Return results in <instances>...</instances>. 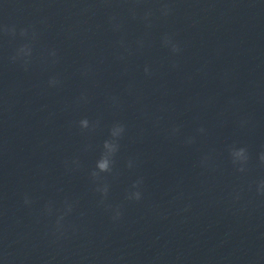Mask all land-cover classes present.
Returning a JSON list of instances; mask_svg holds the SVG:
<instances>
[{
	"label": "water",
	"instance_id": "water-1",
	"mask_svg": "<svg viewBox=\"0 0 264 264\" xmlns=\"http://www.w3.org/2000/svg\"><path fill=\"white\" fill-rule=\"evenodd\" d=\"M261 153L264 0H0V264H264Z\"/></svg>",
	"mask_w": 264,
	"mask_h": 264
},
{
	"label": "clouds",
	"instance_id": "clouds-1",
	"mask_svg": "<svg viewBox=\"0 0 264 264\" xmlns=\"http://www.w3.org/2000/svg\"><path fill=\"white\" fill-rule=\"evenodd\" d=\"M23 34L24 33L21 32V35H23ZM163 43H164L165 46H169L173 53L179 51L178 46L175 43H173L169 38L165 37L164 40H163ZM30 53H31L30 47L27 46V45H23L17 50L16 55L14 57H12V59L15 60L18 57L27 58L28 56H30ZM54 54L55 53H52V55H54ZM25 62H27V61L25 60ZM145 72L146 73L148 72V68L147 67H145ZM56 83H57V81L55 79H50L49 80V85L50 86L55 85ZM86 125H87L86 121H84V120L80 121V126L81 127H86ZM120 131H122V128L117 127L114 130V134L117 133V132H120ZM105 146L107 148H109L110 151H114L115 150V146L111 145V144H108L107 142H106ZM230 156L232 158L233 164H239L240 165V167L237 170L243 172L244 171L243 165L247 162V159H248L246 149L243 148V147L233 148V149L230 150ZM259 159H260L261 162H264V153L260 154ZM97 167L101 171L106 170L107 167H108L107 161L106 160L99 161L97 163ZM139 183H140V181L138 180V181H136V183H134L132 185V188L134 190L129 193V195L127 197L129 200H140L141 192L139 190H136L138 188ZM257 192H264V181L259 182V184L257 185ZM24 203L28 204L29 200L27 198H25ZM119 215H120L119 211L116 210L115 211V215H114L113 218L116 219V218L119 217Z\"/></svg>",
	"mask_w": 264,
	"mask_h": 264
}]
</instances>
